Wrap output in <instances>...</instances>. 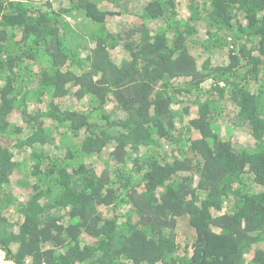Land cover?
<instances>
[{
    "label": "trees",
    "instance_id": "trees-1",
    "mask_svg": "<svg viewBox=\"0 0 264 264\" xmlns=\"http://www.w3.org/2000/svg\"><path fill=\"white\" fill-rule=\"evenodd\" d=\"M0 247L264 264V0H0Z\"/></svg>",
    "mask_w": 264,
    "mask_h": 264
},
{
    "label": "rangeland",
    "instance_id": "rangeland-1",
    "mask_svg": "<svg viewBox=\"0 0 264 264\" xmlns=\"http://www.w3.org/2000/svg\"><path fill=\"white\" fill-rule=\"evenodd\" d=\"M122 50H123L122 47L116 48V49L114 50V54H115L118 58H121L122 56H124V52H123ZM22 156H23V154H22L21 152H18V153H17V158H18V159H21ZM13 186H14V185H13Z\"/></svg>",
    "mask_w": 264,
    "mask_h": 264
},
{
    "label": "built area",
    "instance_id": "built-area-1",
    "mask_svg": "<svg viewBox=\"0 0 264 264\" xmlns=\"http://www.w3.org/2000/svg\"><path fill=\"white\" fill-rule=\"evenodd\" d=\"M0 264H15L6 258L5 252L0 247Z\"/></svg>",
    "mask_w": 264,
    "mask_h": 264
},
{
    "label": "clouds",
    "instance_id": "clouds-1",
    "mask_svg": "<svg viewBox=\"0 0 264 264\" xmlns=\"http://www.w3.org/2000/svg\"><path fill=\"white\" fill-rule=\"evenodd\" d=\"M7 258V257H6ZM8 259V258H7ZM8 260H10V259H8ZM11 261V260H10Z\"/></svg>",
    "mask_w": 264,
    "mask_h": 264
}]
</instances>
